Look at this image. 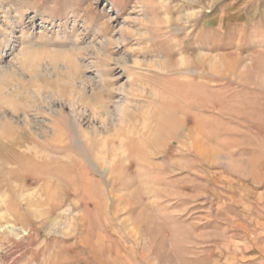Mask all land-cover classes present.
Returning <instances> with one entry per match:
<instances>
[{
  "label": "rangeland",
  "instance_id": "rangeland-1",
  "mask_svg": "<svg viewBox=\"0 0 264 264\" xmlns=\"http://www.w3.org/2000/svg\"><path fill=\"white\" fill-rule=\"evenodd\" d=\"M15 138L69 167L0 173V264H264V0H0Z\"/></svg>",
  "mask_w": 264,
  "mask_h": 264
},
{
  "label": "bare ground",
  "instance_id": "bare-ground-1",
  "mask_svg": "<svg viewBox=\"0 0 264 264\" xmlns=\"http://www.w3.org/2000/svg\"><path fill=\"white\" fill-rule=\"evenodd\" d=\"M56 151L58 149L55 146L38 145V148H35L24 144L18 138L12 139L4 145L0 144L1 177L6 180V188L17 196L16 198L19 199L20 204L27 205L30 208L42 207L48 202L49 210H55L57 208V203L52 199V189L56 180L57 171L65 172L68 169L69 158L67 156L58 157L55 154ZM12 179H15V181L22 180V182L24 180L29 185L41 183L39 185H46L48 191H44L43 198L40 196H33L32 198L25 194L26 189L24 186L12 184ZM33 213L35 214V211Z\"/></svg>",
  "mask_w": 264,
  "mask_h": 264
}]
</instances>
